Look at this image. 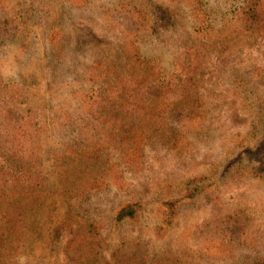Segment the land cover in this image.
Listing matches in <instances>:
<instances>
[{
    "label": "rangeland",
    "instance_id": "obj_1",
    "mask_svg": "<svg viewBox=\"0 0 264 264\" xmlns=\"http://www.w3.org/2000/svg\"><path fill=\"white\" fill-rule=\"evenodd\" d=\"M245 1L151 0L173 12L175 25L154 17L138 29L119 6L139 0H0V131L3 114L23 117L34 108L46 149L56 144L78 157L103 148L123 178L85 206L102 226L94 258L85 255L79 225L62 226L56 238L69 212L57 194L25 218L26 250L15 264L264 262V30L244 32L236 22ZM198 47L194 87L170 113L159 109V95L149 112L112 118L108 130L81 112L80 92L119 84L140 63L172 78L183 53ZM107 68L116 71L102 82ZM65 111L74 126L55 131ZM135 135L146 138L144 154L129 167L120 144ZM45 157L44 172L56 184V166ZM168 184L199 190L173 220L159 202ZM128 201L148 202L142 221L115 226L114 210Z\"/></svg>",
    "mask_w": 264,
    "mask_h": 264
},
{
    "label": "trees",
    "instance_id": "obj_2",
    "mask_svg": "<svg viewBox=\"0 0 264 264\" xmlns=\"http://www.w3.org/2000/svg\"><path fill=\"white\" fill-rule=\"evenodd\" d=\"M139 1L133 8L125 4L119 6L126 15L125 20L132 25L144 29L154 17L162 27L175 25V17L170 9L160 5H155L154 8L149 4L151 0ZM236 22L241 24L244 32L257 33L264 30V0H246L237 13ZM55 35L53 40L57 41L58 37ZM201 52L199 47L186 50L178 59L179 65L172 78L140 63L137 71L130 73L119 84L80 92V110L86 114L88 120L98 121L99 123L94 124L102 130L110 128L109 121L112 118L117 121L118 118H133L135 115L149 112L155 102L153 100L157 99L158 95L159 109H162L164 114L170 113L179 104V99L192 91ZM115 71L108 68L104 70L100 75L102 82ZM235 83L241 85L242 82L236 80ZM24 113V116L20 117L9 111L2 115L1 121L5 127L0 133L6 140L0 142V264H15L24 254L28 240L25 218L47 197L57 194L65 199L69 212L62 225L57 227L56 238L62 239V226L74 223L79 225L86 242L85 255L89 254L94 258L101 247L102 226L85 216V206L96 194L111 187L117 188L123 182L122 175L116 171V167L121 166L113 163L112 158L104 159L103 148H95L78 157L71 150L59 152L56 144L46 149L38 112L30 108ZM71 116L69 111L61 112L55 121V131L63 130L65 125L73 127ZM88 125H91V122ZM115 136L119 137L118 134ZM144 138L145 136L135 135L122 140L121 157L129 167H133L139 159L141 161L144 154L142 143L146 139ZM46 155L56 166L59 175L56 184H52L44 172L43 161ZM67 157L73 160V164L66 161ZM198 193L196 186L190 188L188 185L177 187L168 184L162 186L159 202L161 207L165 208L169 220H173L179 204L189 197L195 198ZM147 205L146 201H128L119 205L113 213L114 225L140 223ZM78 264L96 263L83 259Z\"/></svg>",
    "mask_w": 264,
    "mask_h": 264
}]
</instances>
